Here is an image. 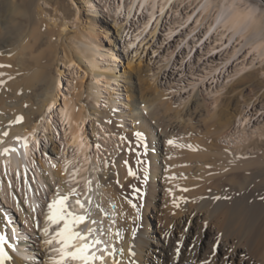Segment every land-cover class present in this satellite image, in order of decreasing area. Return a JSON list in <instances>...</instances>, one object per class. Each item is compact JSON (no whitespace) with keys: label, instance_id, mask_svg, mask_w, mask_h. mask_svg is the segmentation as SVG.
Instances as JSON below:
<instances>
[{"label":"bare ground","instance_id":"bare-ground-1","mask_svg":"<svg viewBox=\"0 0 264 264\" xmlns=\"http://www.w3.org/2000/svg\"><path fill=\"white\" fill-rule=\"evenodd\" d=\"M84 1L88 11L86 15L77 7L75 0H70L68 5V11H72L77 25L74 26L72 43L66 44L63 60L68 67L75 68L70 71L72 75H75L76 71L84 74L80 94L82 97L75 100L64 96L59 101L63 83L60 80L65 72L60 71L61 78L52 76L49 82L44 54L39 51L42 42L47 43L48 39L51 40L53 30H58L57 26L53 29L57 24L56 17H53L54 23L46 20V12L50 10L43 7L41 0H0V52L6 55V58L2 57L4 62L0 63V199L1 203H9L20 212L19 221L22 219L26 221L28 217L34 222L39 219L41 226L44 227L41 231L43 235L48 230L54 233L49 240H45L43 246L48 249L52 245H58L59 249L53 251L54 258L50 263L44 261L42 264H264V152L246 155L238 144L234 148L221 145L220 137L228 136L225 122L214 128L208 126L211 127L210 130L206 127L208 137L204 135L205 139L202 141L204 143L198 142L200 147L193 148L196 152H186L187 155L184 153L182 159L189 162L185 163L183 170L185 174L183 178L187 183V190L184 191L188 192L182 191L184 196L179 194V197L182 196L181 204L175 203L172 201L173 197L171 198L169 203L171 208L167 205L169 209L165 210L164 220L161 222L158 218L156 226L154 222H147L145 216L151 208L158 214L159 208L153 200L155 196H150L146 207L143 206L136 193L132 191L133 182L123 181L121 176L123 170L120 171L118 164L121 166V163L118 161V164H111L112 166L100 175L99 167L105 162L100 153L102 149L99 151L97 147L95 148L86 135L87 131L85 132L86 122L92 116L95 118L97 116L98 120L107 123V126L110 124L108 125L105 119L114 116L117 125L122 127L123 122L119 120L123 118L124 113L112 109L118 106L120 98L111 93L110 86L113 81L129 75L127 78L130 84L129 92H137L132 96L135 100L133 107L135 116L140 123L138 127L150 130L151 140L153 139L149 144L153 148L152 159L158 160L160 154L158 155L155 149L162 145V137L167 136L168 133L165 131L167 126L163 131L160 124L155 122L156 118L153 120L151 105L147 103V94L142 88L141 62L135 64L134 56L130 55L136 42L133 38L134 41L127 38L124 32L133 17L135 22L136 17H143V27L146 28L156 16H163L167 9L192 4L195 14L199 13L196 21L205 25L202 35L205 38L213 37L215 44L211 48L223 47V50L229 53L226 55L225 65L246 53L242 66H236L235 70L239 72L244 70L248 63L264 61L263 7L252 0H97L99 5L93 0ZM98 8H102L100 10L113 18L112 25L116 31L112 29L108 20L101 18V11ZM51 17L49 15V18L53 19ZM64 20L62 25L59 23L63 31L69 25L67 22L64 23ZM120 37L123 39V49L128 57L127 66L131 69L129 74L126 70L118 73L115 64H112L117 60L113 47L118 46ZM184 43L187 44L186 38ZM104 46H109L113 51H104L102 49ZM250 57L252 59L249 61ZM76 63L83 67V72L76 68ZM154 90V95L163 99L162 91L157 88ZM105 93L108 95L105 96ZM103 97L107 100V110L100 107V104L104 103H101ZM195 101V104L200 103L198 98ZM182 114L188 116L186 119L189 121L198 115L191 107H187ZM54 117L63 122L61 126L64 128L63 143L54 142L52 149L60 156L58 166L51 164L50 159L41 153V135L44 139L47 137L49 141L57 138L53 125ZM101 130L105 135L106 129ZM48 132L53 135L49 136ZM156 133L159 138L156 137ZM132 134L134 133H129L128 136L132 137ZM112 135L105 143L115 149L116 146L111 144L114 142ZM122 139L119 140L123 143ZM165 151L163 150V156L169 153ZM37 152L41 153L39 160L41 168H37L35 182H32L28 176V168L36 163ZM166 158L163 160L165 165ZM167 159L169 160V157ZM42 170L46 175H43ZM157 175L159 174L154 176V181ZM180 178L182 177H179L178 181ZM64 181L76 186L79 192L74 193L75 189L71 190ZM63 185L66 193L60 192ZM205 187L212 188L211 192L215 199L211 213L206 207L208 212L196 206L203 196V191L206 190ZM112 201L116 203L114 214H110ZM157 201H162V198ZM207 208L212 209L211 206ZM2 209L0 233L6 236V240L0 238V243L4 245V247L0 245V264H30L25 244L15 238L16 233L12 229L14 225L10 226L8 213L5 207ZM209 215L214 220L213 223L207 219ZM46 256L44 254V257Z\"/></svg>","mask_w":264,"mask_h":264},{"label":"rangeland","instance_id":"rangeland-1","mask_svg":"<svg viewBox=\"0 0 264 264\" xmlns=\"http://www.w3.org/2000/svg\"><path fill=\"white\" fill-rule=\"evenodd\" d=\"M44 1L45 0H41V4L43 5V7H45V9L50 10L49 12H46V15H45L46 20L47 19L51 20L50 22L54 23L53 21H54V18L56 17V19H57L56 23L57 24L54 25L53 29L56 26L58 27V30H56V29L53 30V35L51 37V40L47 38L48 39L47 43H46V41H43L41 44L42 46H40L41 48H39V51H42L44 54V64H45L46 69H47L49 82H50L52 76H58L61 78L60 71L63 70V72H65V73H64L63 78H61V80H60L63 83L61 85L60 92H59V101L62 100L64 96L78 100L80 97H82L80 94L82 92V82L85 79L84 74L83 73H77V71H76L75 75H72L70 73V71H73L75 68L74 67H68L66 65V63L63 61L65 58V53H66L65 49L67 48V45H69V43L70 44L72 43V37L74 36L73 34H75L74 26L77 25L74 22V16L72 14V11L71 10L68 11L69 10L68 5L70 4V0H51L52 2L50 0H48L49 4L44 2ZM93 1L96 5H99V1H97V0H93ZM50 2L52 5L50 4ZM75 2L77 4V7L82 11V13L84 15H86L88 13V11L86 10V7H85V3H84L85 1L84 0H75ZM53 5H55V6H53ZM99 7H101V6H99ZM261 7H263V9H264V4H261ZM98 9L100 10L102 8H98ZM100 11H101L100 14L102 15L101 18L108 20L112 29L115 30V28L112 25L113 18L111 16H109L107 13L103 12L102 10H100ZM67 14H68V16H67ZM49 15L52 16L51 18H53V17L54 18L50 19ZM190 15H193V16L191 18H188V16H190ZM198 17H199V13L195 14L194 7L192 4H182L180 6H175L171 9H167L166 12L161 17L156 16L154 18L155 20H153L151 22V24H149L148 27H146V28L143 27V17H141V18L136 17V22L133 21V20H135V17H133L132 21L130 22V24L128 25V27L125 29V32H124V35L127 38H129V39L133 38V39H135V42H136V44L134 45V48L130 52V55H131V57L134 56V63L135 64H139L141 62V66L143 69V71L141 70V74L143 77L142 88H143L144 92H146V94H147V98H148L147 103L149 105H151V108H152L151 113H152V117L154 118V119L153 118L152 119L155 121V118H156L155 122L159 123L160 127L162 129L163 128L165 129L167 126L165 131L168 133V134L166 133L168 137L163 136L162 137V145H160V146L158 145L157 148L155 149L157 154L158 155L160 154L158 156V160L155 161L154 159H152L153 156H152L151 152L153 151L152 150L153 148H151V146H149V144H151L153 139L151 140L152 135L149 134L150 130L144 129V128L142 129L141 127L140 128L138 127L140 125V123H138V119L135 116V110L133 108L135 100L133 99V96H132L134 94H137V92H134V93L129 92L130 84L127 80V78L130 77L129 75H127L126 77L125 76L120 77L118 80L113 81V84H111L112 87L110 86V88H112L111 93H113L114 96L119 97L121 100V101L119 100L120 103L118 102V106L115 108H112V109H115L116 112H118V111L120 112V110H121V112L124 113L123 118H121L119 120V122H121V121L123 122L121 125L123 128L120 127L119 125H117L116 119L114 118V116L113 117L109 116L105 119L108 122V125L110 124V126H107V123H103L102 121L98 120L97 116H96V118H95V116H92L91 119L89 117V119L87 120L86 125H85V132L87 131L86 135H87L90 143L95 148L97 147L99 149V151L102 149L100 151V153L103 155V157L105 159V162L101 163V165L99 167V170H98L99 174L101 175L102 173H104V171H107L112 166L111 164L115 165V164L121 163V166H120V164H118V165L120 167V171L123 170V171H121V176L124 179L123 181L128 180V181H130V183L133 182L131 184L132 191L134 193H136L137 199L141 202V204L143 206L146 207V204L150 200V196H153V197L155 196L153 200H154L155 205H157L159 208L158 214L152 208L150 209L149 213L145 214V216H147V218H146L147 222L148 221L154 222L155 226L157 225V221L159 219L161 222L164 220V218L166 216L165 210H168L169 208H171V206L169 205L171 198L173 197L174 200H172V201H174L175 203L179 204V202H180V204H181L182 196L181 197H179V196L188 192V191H184V190H187L186 189L187 183H186V180L183 178L185 175L183 170H184L185 163L187 164L189 162H186L185 161L186 159L183 160L182 158H184V156H185L184 153H186V152L187 153L193 152V151L196 152L195 150L200 147L199 145L204 143V142H202L205 139L204 135L205 136L207 135L208 130H210L212 126H213L212 128H214L215 126H218L222 122L226 123V124H224V126L227 128V131L229 133L227 132L228 136L223 135L220 137V140H221L220 143H222L221 145L224 144V146H229L231 148L237 147L239 145L240 149H242L241 151L243 153H246V155L261 153L262 151L264 152V61L263 62L256 61L253 64L248 63L245 66L244 70L237 72L235 70L236 66L237 67L242 66L243 60L245 59L244 54H246V53H243L237 59H235V60H233V61H231L225 65L224 61H225L226 55L229 53L226 50H223V47L211 48L213 46V44H215L213 42V37L210 36L209 38H205L202 35L204 30H205V25L201 24V22L196 21ZM62 20H64L63 21L64 23L67 22V25L69 24L67 29H66L67 31L65 30L66 32L62 30L63 29L62 26H59V23H60V25H62L61 24ZM78 23H80V21H78ZM138 23H140V24H138ZM156 23H158V24H156ZM136 26H137V28H136ZM59 27H61V28H59ZM54 31H57L58 33L57 32L55 33ZM59 31L61 33H59ZM57 37H61V38H57ZM185 38H186L187 44L184 43ZM118 40H119L118 46L113 47V49H115L114 53L116 54L117 60H116V62H114L112 64H115L116 71L118 73H122L124 70H126V72L128 71L127 73L129 74V71H131V69L127 66L128 57H127V53L123 49V47H124L123 39L120 37ZM200 40H202V41H200ZM49 42H51V44L54 43V44H52L53 46ZM102 49L106 52L107 51H109V52L113 51V49H110L109 46H104ZM188 49H189V51H187ZM2 57L6 58V55L0 52V63L4 62V58H2ZM45 58H47V59H45ZM251 59H252V57H250L248 60L250 61ZM46 61H48V62H46ZM47 64H49V65H47ZM222 64H223V66H222ZM76 68L80 69L82 72L84 70L83 67L79 63H76ZM214 69H216V70H214ZM154 88H157L158 90L162 91V93H163V99L161 98L162 100L159 99L160 97L157 98L154 95L155 94ZM129 94H131V95H129ZM107 95H108V93H105V96H107ZM128 96H129V99H128ZM249 96L251 99L249 98ZM197 98L200 99V103L195 104V102H196L195 100ZM229 98L232 99L230 101V103H229ZM102 100H101V103L102 102H104V103L100 104V107L107 110L108 109L107 100L105 99V97H103ZM166 102H167V104H165ZM176 106H178V107L175 108ZM159 107H162V108L164 107L165 109L164 108L159 109ZM187 107H191L194 112L198 113V115L196 117H194L193 119L190 120V121L194 122L193 124H191L192 122H190L189 120L186 119V118H188V116H185L184 114H182V112ZM198 107L200 108V110H198L199 109ZM208 110H209V112H208ZM158 111H160V112L157 113ZM132 112H134V113H132ZM213 112H214V114H212ZM218 112L219 113L221 112V113L219 114ZM155 113H157V115ZM207 113H209V114H207ZM161 115H162V117H161ZM215 115H216V117L214 118ZM182 118L184 119V121H182L183 120ZM227 118H228V120H227ZM216 119H217V121H216ZM163 122H165V123L162 124ZM62 123H63L62 121H58L57 117L53 118V125H54L55 133L57 134L56 135L57 138L56 137L52 138L49 141L46 136H45L46 138L44 139L43 135H41V153L44 157L45 156H46V158L48 157L50 159L51 164H54L55 166H58V164H60V161H59L60 156L55 151H53L52 149H53L54 142H56L57 144L63 143V132H64L63 130H64V128L61 126ZM101 123H103V124H101ZM187 123H188V125H187ZM210 125H211V127H208ZM66 126H68L67 122H66ZM118 126L120 129L118 128ZM134 126H136V127H134ZM173 127H174V129H173ZM206 127L208 128V130ZM100 128L106 129L107 132L105 135L107 137L104 134H102L103 132ZM164 129H163V131H164ZM171 130L173 131L172 133H171ZM192 132L196 133V135ZM129 133H134V134H132L133 135L132 137H129L128 136ZM112 134L114 135V140H112L114 142H111V144L113 143L112 145L116 146L115 149L112 148V146L110 147L109 145H107L105 143V142H107V138H109V139L111 138ZM158 134H159V132H158ZM48 135L49 136L53 135V133L48 132ZM171 135H174V136H171ZM115 136H117V137H115ZM197 136H198V138H197ZM122 137H123V139H122ZM156 137L159 138V135H157V133H156ZM201 137H203V139ZM207 137L208 136H206V138ZM120 138L123 140V143L119 140ZM124 138H126V139H124ZM192 138H194V139H192ZM109 139H108V141H109ZM210 139L214 140L213 138H210ZM104 140H106V141H104ZM124 140H126V141H124ZM198 142L200 144H198ZM205 142H207V139L205 140ZM190 143H192V145ZM188 144H190V145L187 146ZM242 144H243V146H242ZM244 144H247L248 146L244 145ZM125 145H128V146H125ZM193 145L195 147H193ZM172 146H174V147H172ZM168 147H172V149H170ZM186 147H188V148H186ZM161 148L164 151H165V149H167V151H165V152H169V153L164 152L165 154L163 156V150ZM189 148H191V149H189ZM193 148H196V149L194 150ZM183 149H185V150H183ZM187 149H189V151ZM197 152H198V150H197ZM41 153L37 152V157L35 158L36 163L33 164V166H32L33 168L30 167L31 169H33V172H34V177L28 175L31 178L32 182H35L37 168L38 169L41 168L40 162H39ZM187 153H186V155H187ZM181 154H184V155L181 156ZM124 155H126V156H124ZM167 155H170L172 157L168 156L169 157V160H168ZM174 157L177 160L174 159ZM119 158H121V159H119ZM165 158H166V165H165V163H163V160ZM171 158L176 160V161H174V160L172 161ZM122 159H123V161H122ZM179 160L183 161V162H179ZM117 161H118V163H117ZM158 166H160V167H158ZM172 167L175 168L176 170L172 169ZM155 169L157 170V172ZM165 170H168V171L165 172ZM181 172H183V173H181ZM42 173H43V175H46L45 171H43ZM153 173L155 175L159 174L156 176V178H157L156 181H154L155 175ZM158 177H160V178H158ZM179 177H182V178H180L178 181ZM170 178H171V180H170ZM176 178H177V180H176ZM151 180H153V181H151ZM181 180L185 181V182H181ZM154 182H155L154 185L155 186L157 185L156 188L153 185ZM166 182L169 183V185ZM179 182H181V183H179ZM65 184H67V183L65 182ZM135 184H138V185L135 186ZM164 184H165V186H164ZM177 184H178V188H176ZM67 185L70 186L69 188L71 190L75 189L74 193L79 192V190L76 189V186H71L70 184H67ZM206 187H205V189H206ZM64 189L65 188L63 185L62 190H60V192L66 193V190H64ZM177 190H178V193L176 192ZM211 190H212V188L206 189L205 191H203L202 198L200 199V201H198L196 203V206L199 207L200 209H202V208L205 209V207H206V209L209 211V213H211L213 211V207L215 204L214 195L212 194ZM151 191H152V193H151ZM153 194H155V195H153ZM164 195H166V196H164ZM172 195H174V196H172ZM208 196H209V198H208ZM210 196H211V198H210ZM204 197H206L207 200ZM159 198L160 199L162 198V201H160V202L157 201V200H159ZM209 199H211V200L209 201ZM178 200H180V201H178ZM163 201H165V202L163 203ZM211 201H212V204H211ZM46 202L48 203V199H46ZM209 202L211 205L208 204ZM202 204H204V205H202ZM9 205H10L9 203H6V204L1 203V199H0V210L3 211L2 207H5L8 215H10V218H9L11 221L10 223L13 222V225L16 228L17 232L29 239V241L25 242L22 240L21 237L16 238L17 240L22 241L23 243L25 242L24 244L26 246V248H25L26 252H28V254L30 256V258L28 259L29 263L30 264H42L44 261H45V263H49L50 259H52L53 255L50 254V252H49L50 249H45L43 246V244L46 240V237L44 238L42 236L43 234H42L41 230L39 229V227L41 225L39 219H38V221L36 220V222H34L32 220V218L28 217L27 220L24 222L28 223L30 228L28 226L26 227L22 223V221H19L20 218H19L18 214L15 212L16 208L13 205L12 206L14 208H11V207H9ZM167 205L169 206V208ZM162 206L163 207L166 206V208L164 209ZM207 206H211L212 209L207 208ZM115 207H116V203H115V201H112V209L110 210V214H114V208ZM206 209H205V211H207ZM157 215H160V216L156 217ZM209 216L207 219L209 220L210 223L211 222L213 223L214 220L211 218V216L210 217ZM161 217H163V218H161ZM205 222H207V221H205ZM166 223L164 222V224H166ZM149 225H151V224H149ZM44 254L47 255L46 256V257H48L47 259H46V257H44Z\"/></svg>","mask_w":264,"mask_h":264},{"label":"water","instance_id":"water-1","mask_svg":"<svg viewBox=\"0 0 264 264\" xmlns=\"http://www.w3.org/2000/svg\"><path fill=\"white\" fill-rule=\"evenodd\" d=\"M252 1L259 3L260 6H261V4H264V0H252Z\"/></svg>","mask_w":264,"mask_h":264}]
</instances>
